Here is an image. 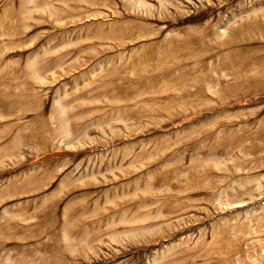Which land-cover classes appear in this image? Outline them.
Wrapping results in <instances>:
<instances>
[{
	"label": "rangeland",
	"instance_id": "374dc122",
	"mask_svg": "<svg viewBox=\"0 0 264 264\" xmlns=\"http://www.w3.org/2000/svg\"><path fill=\"white\" fill-rule=\"evenodd\" d=\"M0 264H264V0H0Z\"/></svg>",
	"mask_w": 264,
	"mask_h": 264
},
{
	"label": "bare ground",
	"instance_id": "6f19581e",
	"mask_svg": "<svg viewBox=\"0 0 264 264\" xmlns=\"http://www.w3.org/2000/svg\"><path fill=\"white\" fill-rule=\"evenodd\" d=\"M205 53V52H204ZM100 233V232H99Z\"/></svg>",
	"mask_w": 264,
	"mask_h": 264
}]
</instances>
